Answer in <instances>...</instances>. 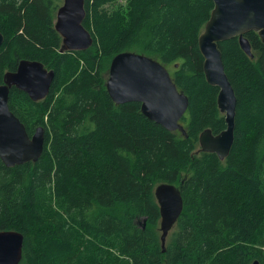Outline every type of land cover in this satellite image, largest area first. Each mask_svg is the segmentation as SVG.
<instances>
[{"label":"trees","instance_id":"1","mask_svg":"<svg viewBox=\"0 0 264 264\" xmlns=\"http://www.w3.org/2000/svg\"><path fill=\"white\" fill-rule=\"evenodd\" d=\"M62 0H0V84L21 59L54 71L33 101L11 88L8 106L30 136L42 126L39 159L0 160V230L23 235L19 264H264V43L245 34L219 42L235 92L234 139L223 160L196 152L206 128L226 127L219 89L207 83L197 38L212 0H85L92 45L60 52ZM130 51L158 60L188 98L181 131L114 103L111 59ZM187 173L183 176V173ZM176 185L182 211L162 252L154 188ZM144 222V224H143Z\"/></svg>","mask_w":264,"mask_h":264},{"label":"water","instance_id":"2","mask_svg":"<svg viewBox=\"0 0 264 264\" xmlns=\"http://www.w3.org/2000/svg\"><path fill=\"white\" fill-rule=\"evenodd\" d=\"M213 9L199 33L197 42L203 56L207 83L219 89L217 106L224 115L226 127L217 134L204 129L198 137L199 151L227 157L234 139L235 92L224 71L218 43L237 37L241 49L252 57L245 34L256 32L264 43V0H212ZM85 0H62L57 8L54 27L62 38L60 52L80 51L92 45V37L83 26ZM4 37L0 33V46ZM54 78L36 60L21 59L15 70L6 71L0 84V160L6 167L35 162L45 145L44 128L39 126L29 136L24 124L8 106L11 88L25 92L33 101L47 96ZM106 91L116 104L139 102L141 112L169 131L185 129L181 123L188 107L187 96L179 91L167 68L153 57L130 51L116 54L110 61ZM159 207L160 243L165 251L166 238L176 223L183 200L179 188L159 183L154 188ZM23 235L16 230H0V264H19L22 259ZM252 264H258L254 261Z\"/></svg>","mask_w":264,"mask_h":264},{"label":"rangeland","instance_id":"3","mask_svg":"<svg viewBox=\"0 0 264 264\" xmlns=\"http://www.w3.org/2000/svg\"><path fill=\"white\" fill-rule=\"evenodd\" d=\"M61 3H62V1H61ZM181 123H182V124H185V121H184V120H181ZM198 149H199V146L197 147L196 152H197ZM182 175H183V176H186L187 173L184 172ZM159 222H160V219L157 221L156 228H157L158 231L160 232V230H159ZM143 224H144V222H143ZM171 231H172V230H170L169 233H168V235H167L165 245L168 243V240H169V236H170ZM159 236H160V235H159Z\"/></svg>","mask_w":264,"mask_h":264}]
</instances>
